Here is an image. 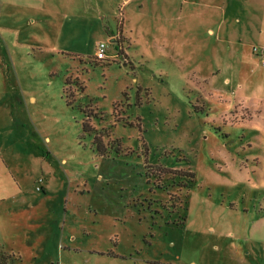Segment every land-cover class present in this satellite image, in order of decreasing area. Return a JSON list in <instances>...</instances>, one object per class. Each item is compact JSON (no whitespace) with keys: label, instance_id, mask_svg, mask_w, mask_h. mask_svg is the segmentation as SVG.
<instances>
[{"label":"rangeland","instance_id":"374dc122","mask_svg":"<svg viewBox=\"0 0 264 264\" xmlns=\"http://www.w3.org/2000/svg\"><path fill=\"white\" fill-rule=\"evenodd\" d=\"M116 8L0 0V259L264 264V0Z\"/></svg>","mask_w":264,"mask_h":264},{"label":"crops","instance_id":"0c3cea01","mask_svg":"<svg viewBox=\"0 0 264 264\" xmlns=\"http://www.w3.org/2000/svg\"><path fill=\"white\" fill-rule=\"evenodd\" d=\"M85 1H87L89 5H91L94 8L93 13H89V11H86L85 13L83 12L80 14L65 16L64 19H79L78 22H81V19H92L93 22L96 20V22L99 25V29L103 34V37H107L109 38L110 41L115 42L117 35L114 34L115 29L113 28V24L109 16L117 15L118 9L116 7L120 8V6H122V1L126 2L129 0H116V3L114 4L115 7L112 6L113 3L112 0H111V4L106 2V0H85ZM92 3H94L95 5L93 6ZM105 17H107V22L103 24L102 21L103 19H105ZM46 19H50V18H46ZM64 28L65 27H63V30Z\"/></svg>","mask_w":264,"mask_h":264},{"label":"built area","instance_id":"2783aa9c","mask_svg":"<svg viewBox=\"0 0 264 264\" xmlns=\"http://www.w3.org/2000/svg\"><path fill=\"white\" fill-rule=\"evenodd\" d=\"M107 50H108V44L104 41L99 42L97 45L96 57L98 59H106L107 58Z\"/></svg>","mask_w":264,"mask_h":264},{"label":"trees","instance_id":"16d2710c","mask_svg":"<svg viewBox=\"0 0 264 264\" xmlns=\"http://www.w3.org/2000/svg\"><path fill=\"white\" fill-rule=\"evenodd\" d=\"M99 60H104V59H99ZM7 257H10V255L3 256V259L2 260L0 259V264H7Z\"/></svg>","mask_w":264,"mask_h":264}]
</instances>
